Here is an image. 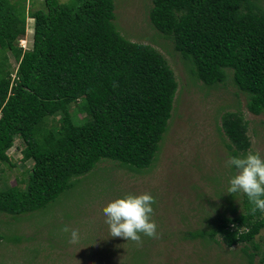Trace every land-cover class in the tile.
I'll return each instance as SVG.
<instances>
[{"label": "trees", "instance_id": "1", "mask_svg": "<svg viewBox=\"0 0 264 264\" xmlns=\"http://www.w3.org/2000/svg\"><path fill=\"white\" fill-rule=\"evenodd\" d=\"M259 1L151 0L149 10L151 25L172 42L193 81L214 87L229 77L255 115L264 113ZM35 4L0 0V175L16 138L21 161L32 162L24 189L0 190L3 214L46 207L83 185L80 177L102 160L133 173L148 171L162 149L178 87L157 48L117 29L115 0ZM27 16L34 19L32 42L22 48L17 41ZM79 114L84 116L78 119ZM219 128L228 156L250 148L248 122L239 111H224ZM227 201L228 211L218 214L215 227L187 235L208 241L220 236L228 247L250 243L253 251L243 248L247 261L259 253L264 262V236L261 247L254 243L264 229V213H253L243 193H227Z\"/></svg>", "mask_w": 264, "mask_h": 264}, {"label": "rangeland", "instance_id": "2", "mask_svg": "<svg viewBox=\"0 0 264 264\" xmlns=\"http://www.w3.org/2000/svg\"><path fill=\"white\" fill-rule=\"evenodd\" d=\"M35 1L34 8L41 0ZM259 4L264 8V0ZM151 6V0H115L113 21L126 38L157 48L178 82L157 160L142 173L102 160L80 177L83 185L63 192L46 207L23 214L0 213V264H264L259 261V253L252 263L247 261L243 248L248 246L247 250L253 251L250 243L228 247L220 236L208 241L187 235L189 231L215 227L218 214L228 211V180L235 170L226 164L229 156L224 144L228 140L219 128L221 114L239 111L248 122L251 146L247 151H259L264 156V113L248 111L244 94L229 77L226 83L214 87L193 81L172 42L158 35L151 25ZM33 23L34 19L27 16L25 33L20 37L26 40L22 48L31 46ZM7 54L15 68L13 56ZM83 116L79 114L78 119ZM19 142L16 138L8 150L11 162L2 165L1 191L14 186L25 188L26 170L32 162L21 161ZM128 191H147L155 196L157 237L142 236L138 243L109 236L101 209ZM239 198L236 205H240ZM65 224L77 227L78 240H70L61 230ZM263 236L261 229L254 243L261 247Z\"/></svg>", "mask_w": 264, "mask_h": 264}, {"label": "clouds", "instance_id": "3", "mask_svg": "<svg viewBox=\"0 0 264 264\" xmlns=\"http://www.w3.org/2000/svg\"><path fill=\"white\" fill-rule=\"evenodd\" d=\"M226 164L235 170L229 177L227 193H243L253 205V213H264V156L259 151L249 150L230 155ZM155 203V196L147 191H128L109 200L101 209L109 236L138 243L142 241V236L157 237L158 224L153 218ZM61 230L68 234L70 240L79 239L77 227L65 224Z\"/></svg>", "mask_w": 264, "mask_h": 264}, {"label": "built area", "instance_id": "4", "mask_svg": "<svg viewBox=\"0 0 264 264\" xmlns=\"http://www.w3.org/2000/svg\"><path fill=\"white\" fill-rule=\"evenodd\" d=\"M25 39H20V45H22V47H24L25 46V42H26V40L24 41ZM24 41V42H23Z\"/></svg>", "mask_w": 264, "mask_h": 264}]
</instances>
